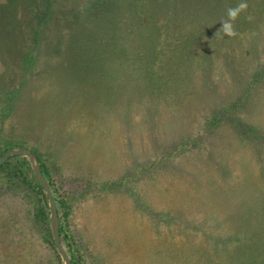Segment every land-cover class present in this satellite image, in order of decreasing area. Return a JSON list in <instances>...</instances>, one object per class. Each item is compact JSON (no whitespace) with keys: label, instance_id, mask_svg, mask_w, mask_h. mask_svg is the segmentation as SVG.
<instances>
[{"label":"rangeland","instance_id":"obj_1","mask_svg":"<svg viewBox=\"0 0 264 264\" xmlns=\"http://www.w3.org/2000/svg\"><path fill=\"white\" fill-rule=\"evenodd\" d=\"M247 3L235 38L206 15L186 27L158 15L136 37L142 71L130 75L112 48L73 56L79 44L53 41L50 23L39 44L16 39L33 30L34 0H0V101L20 98L0 144L42 156L83 263L264 264V0ZM15 163L31 167L14 159L0 172V264H63Z\"/></svg>","mask_w":264,"mask_h":264},{"label":"trees","instance_id":"obj_2","mask_svg":"<svg viewBox=\"0 0 264 264\" xmlns=\"http://www.w3.org/2000/svg\"><path fill=\"white\" fill-rule=\"evenodd\" d=\"M39 1L44 3L43 10L40 12L38 9L39 7L36 5V2ZM61 2L62 4L60 7ZM77 2L79 3V6L76 7L75 4H77ZM227 2L228 0H221L219 2L215 1V4H217L219 6L218 7L217 5H214L213 0H201V2L200 0H94V2H91L90 0H84L85 6L81 7V2L74 0V9L69 7L71 10L69 15H71V17L74 19V25L72 26L68 25L64 20V18L67 16V12L65 11L66 7L63 0H34V6L30 8V10L33 12L36 10V18L32 22L34 25L33 30H31L30 34L25 32L27 33L26 38L24 36L21 38L20 33L17 30L14 31H16V39H23L24 41H28V43L34 42L35 44H39L42 39L41 28H47V24L50 23L48 27L49 29H53L54 33H50V35L53 34V41H57L60 38V42L65 41L79 44V47L77 46L78 48L75 47L76 49L73 56L83 55L85 50L81 51L80 48H90L91 45H93L94 52H92V50H89V52L91 54L95 53L94 56L97 55L101 58H105L107 57L110 48H112V53L110 56L113 58H119V60L128 58L126 60L130 61L129 64L134 65L133 72L130 73V75H133V73L136 71H142V66L137 64V61H135V59H139L142 55L140 50L141 45H138L139 42H136L138 39L136 37L137 35L143 33V28H149L154 31L156 29V17L158 15L163 17L166 16L172 26L180 25L182 27H186L191 24L202 25L203 23L198 22V20L204 19V16L206 15L207 18L211 19V24H213L214 27L220 28L221 19L219 16L226 6V4L223 6L222 3ZM57 5L58 8L60 7L59 9L53 8V6ZM91 11H93V14ZM197 12L198 14H196ZM216 13L219 14L217 16H213ZM195 15L196 18L194 17L193 20L192 17ZM222 16H224V13H222ZM2 26H4V24ZM7 26L8 24H6V28L8 29ZM61 26L65 28V33L63 35H61ZM10 27L12 28L9 29L8 32L13 30L14 26L12 25V21L11 24H9V28ZM133 46L135 47L133 50H136L133 51L135 52V59L131 60L129 55L132 54L131 48ZM149 51H151V48L147 46V51L145 54L152 55V51L151 53ZM28 52L26 54H28ZM58 52L63 53L60 49H58ZM89 52H87V55H89ZM32 55L33 54H30V57ZM121 65H124V62H122L120 66ZM133 84L135 85L136 83ZM148 89L152 88L148 86ZM7 93L8 94H6L5 100L0 101V124L13 114V111L18 105V100H20V98L17 96V90L16 92L8 91ZM242 99H244V97H242ZM242 104L243 101L238 103L237 107ZM261 131L259 133L260 135ZM247 132L248 130L246 133ZM256 137L258 136L256 135ZM11 141L12 140L4 142L5 145L2 143L0 144V146H5L4 151H2L0 155H3L7 149L12 146ZM32 151L38 157L42 171L50 183L53 195L57 202L60 218V235L63 245L70 254L73 264H85L83 263L76 242L73 240V237L68 231L69 227L67 226V218L71 213V208L67 204V201L58 198L56 195L57 190L54 187V182L51 179L50 172L46 168L42 156L37 151ZM14 159H22L26 164H28L27 157L20 155L13 156L0 167V172L4 169H8L6 167L12 164ZM13 167L14 169L11 170L12 173L17 177H24V179L28 181L27 183L36 190L38 194L36 213L37 219L43 228L45 240L52 245H55L50 226L49 203L44 193L43 187L38 182L32 167L25 168L24 166L16 163L13 165ZM244 235V237H246L247 234ZM226 240H224V242ZM35 264L40 263L37 262Z\"/></svg>","mask_w":264,"mask_h":264},{"label":"water","instance_id":"obj_3","mask_svg":"<svg viewBox=\"0 0 264 264\" xmlns=\"http://www.w3.org/2000/svg\"><path fill=\"white\" fill-rule=\"evenodd\" d=\"M24 156L27 157L31 163V167L35 173L38 182L43 187L44 193L48 199L49 209H50V226L55 241V245L63 264H73L72 259L68 251L66 250L60 235V218L57 207V202L53 195L50 183L47 177L44 175L40 162L36 154L30 150L24 148H15L8 150L3 156L0 157V167L7 162L13 156Z\"/></svg>","mask_w":264,"mask_h":264},{"label":"clouds","instance_id":"obj_4","mask_svg":"<svg viewBox=\"0 0 264 264\" xmlns=\"http://www.w3.org/2000/svg\"><path fill=\"white\" fill-rule=\"evenodd\" d=\"M247 0H240L235 6H230L226 10V18L220 21V28L218 33H223L228 38H235L239 35L235 28V21H237L240 15L248 10ZM246 19L251 20V16H247Z\"/></svg>","mask_w":264,"mask_h":264}]
</instances>
